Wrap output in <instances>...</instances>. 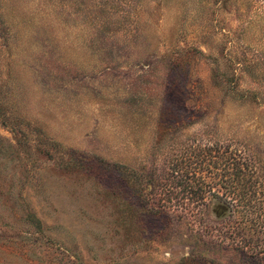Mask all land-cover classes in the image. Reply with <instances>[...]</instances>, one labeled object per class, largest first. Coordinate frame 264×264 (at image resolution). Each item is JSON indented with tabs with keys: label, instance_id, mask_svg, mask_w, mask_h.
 <instances>
[{
	"label": "rangeland",
	"instance_id": "rangeland-1",
	"mask_svg": "<svg viewBox=\"0 0 264 264\" xmlns=\"http://www.w3.org/2000/svg\"><path fill=\"white\" fill-rule=\"evenodd\" d=\"M0 0V264H264V0Z\"/></svg>",
	"mask_w": 264,
	"mask_h": 264
},
{
	"label": "trees",
	"instance_id": "trees-1",
	"mask_svg": "<svg viewBox=\"0 0 264 264\" xmlns=\"http://www.w3.org/2000/svg\"><path fill=\"white\" fill-rule=\"evenodd\" d=\"M198 3L200 0H197ZM196 1V2H197ZM246 1V5H248L250 8H255L256 4L259 2V1H262V0H245ZM264 16V15H263ZM264 18V17H263Z\"/></svg>",
	"mask_w": 264,
	"mask_h": 264
}]
</instances>
